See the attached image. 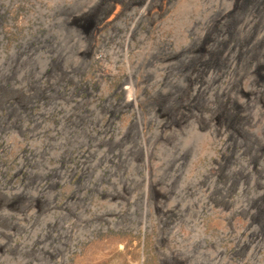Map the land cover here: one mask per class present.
Listing matches in <instances>:
<instances>
[{"label": "rangeland", "instance_id": "1", "mask_svg": "<svg viewBox=\"0 0 264 264\" xmlns=\"http://www.w3.org/2000/svg\"><path fill=\"white\" fill-rule=\"evenodd\" d=\"M0 264H264V0H0Z\"/></svg>", "mask_w": 264, "mask_h": 264}, {"label": "bare ground", "instance_id": "2", "mask_svg": "<svg viewBox=\"0 0 264 264\" xmlns=\"http://www.w3.org/2000/svg\"><path fill=\"white\" fill-rule=\"evenodd\" d=\"M254 12V11H253Z\"/></svg>", "mask_w": 264, "mask_h": 264}]
</instances>
